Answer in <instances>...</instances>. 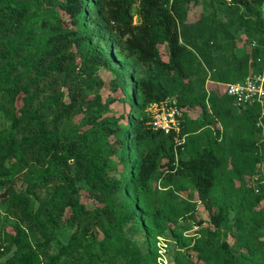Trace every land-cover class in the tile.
Returning a JSON list of instances; mask_svg holds the SVG:
<instances>
[{
    "label": "trees",
    "instance_id": "1",
    "mask_svg": "<svg viewBox=\"0 0 264 264\" xmlns=\"http://www.w3.org/2000/svg\"><path fill=\"white\" fill-rule=\"evenodd\" d=\"M192 1L0 0V113L7 122L0 127V206L7 218L0 226V255L11 251L0 264H104L94 246L101 253L117 250L124 264H156V253L142 251L124 228L131 223L138 230L145 221L159 227L161 217L176 225L180 219L202 224L191 203L171 216L180 182L194 189L213 229L206 240L195 238L194 264H211L226 250L225 243L219 248L212 244L228 215L213 193L228 164L239 175L245 166L252 169L264 160V129L259 141L253 138L258 120L257 130L264 126V115L259 105L239 107L224 91L197 93L196 85L199 80L223 85L260 69L264 36L239 54L231 26L240 19L264 33V0H234L241 11L229 23L215 11L187 23ZM121 56L145 67L146 76L129 71L130 88L121 67L108 80L98 73ZM97 88L119 90L121 96L102 100L99 93L89 95ZM167 96L176 99L180 110L181 144L174 133L150 125L148 106ZM117 100L126 109L108 113ZM195 105L206 117L218 118L224 129L231 105L238 111L235 119L245 123L243 133L226 138L224 131L209 127L202 133L204 144L189 150L195 138H187L181 110ZM158 180L168 188L164 197L153 186ZM261 180L264 175L252 204L264 199ZM82 196L95 205L87 207ZM62 226L74 230L50 254ZM145 235L148 240L150 234Z\"/></svg>",
    "mask_w": 264,
    "mask_h": 264
},
{
    "label": "rangeland",
    "instance_id": "2",
    "mask_svg": "<svg viewBox=\"0 0 264 264\" xmlns=\"http://www.w3.org/2000/svg\"><path fill=\"white\" fill-rule=\"evenodd\" d=\"M234 0H193L186 8L185 22L192 23L198 18L199 15L209 17L213 11L219 19L226 21L238 19L237 15L240 13L236 8ZM137 5L132 7L133 21L139 20L136 14ZM264 15V7L261 9ZM231 30L237 37V52L239 54L247 53L251 50L253 43H257L259 37H263L264 33L253 29L249 23H244L243 20H236L231 26ZM95 40V39H94ZM102 42V41H101ZM161 57L167 58V52L164 46L160 47ZM124 57V56H121ZM121 67L124 72V77L128 87L131 85V76L129 71L135 69L137 76H146L145 67L137 62L133 57H124L121 59L112 60L111 69L100 68L98 73L102 79L108 80L115 74V69ZM197 93L202 90L208 89L211 92L224 91V85L209 81L197 82ZM99 93L102 100H106L108 97L115 95V97L121 96V92L118 90L112 93L108 88H97L89 91V95ZM229 105L224 113L225 121L230 124L225 129L222 128L221 122L214 115H208L206 117L203 114L202 108L199 105L192 106L190 108H183L181 110L182 119L187 124L188 137H194L195 139L189 140L187 147L189 150H194L204 144L203 131L206 128H212L220 131H224L226 138L240 136L244 131L245 123L235 119V115L238 113L237 109H233ZM126 109V106L117 100L108 106V113L120 114ZM263 116V115H261ZM257 123V121H256ZM257 124H261V119ZM256 124V129L253 128V138L255 141H259L261 137V131L264 126H261L260 130ZM264 125V123H263ZM7 126V122L0 113V127ZM134 154L133 156H136ZM186 157V153L182 151L181 154ZM245 157H249V152L245 150ZM232 165H227V173L223 181L217 186L213 193V199L215 203H224L228 209L227 220L224 221L219 229L215 231V235L212 236V244L215 248H219L223 243L227 244L226 250L221 249L218 255V259H215L211 264H224L222 259L228 260L227 264H264V245L261 241H264V199L258 203L252 204L255 197L259 192L255 189L258 185L259 179L264 175V160L256 162L254 167L250 169L249 166H245L242 172L237 175L230 169ZM116 175L117 170L113 172ZM180 187L174 191L171 207V216L177 215L181 209H183L185 203H191L194 205L195 213L198 219H202V224H196V222L186 221L184 219L179 220V224L176 225L171 219L161 217L158 220V225H154L153 222L145 221L144 228L135 230L133 224L125 226L126 235L129 236L142 251H152L156 253V264H194L196 261V251L192 249L195 238L201 237L206 240L208 238V232L213 229L208 223V213L203 204L197 199V195L194 189L187 182H180ZM153 186L158 193L164 197L165 191L168 189L164 187V183L160 180L153 182ZM170 187V186H169ZM132 193V192H131ZM81 200L87 207L95 205V201L91 198L81 197ZM7 221L4 207L0 206V226ZM159 228L161 230H159ZM73 228L62 226L55 231V237L51 244L50 254H54L59 245L66 244L70 238ZM145 232L150 234V238L147 240ZM100 236V235H99ZM98 236V237H99ZM100 238V237H99ZM252 243L250 247L246 246V243ZM92 250L100 256L104 261V264H124L123 255L115 249H109L106 253H101L97 246H94ZM11 254L9 252H3L0 255V262Z\"/></svg>",
    "mask_w": 264,
    "mask_h": 264
},
{
    "label": "built area",
    "instance_id": "3",
    "mask_svg": "<svg viewBox=\"0 0 264 264\" xmlns=\"http://www.w3.org/2000/svg\"><path fill=\"white\" fill-rule=\"evenodd\" d=\"M257 61L261 62L259 70L223 85L224 92L233 99L235 105L239 107L259 105L261 115H264V59L257 58ZM147 111L150 125L154 130L164 134L174 133L178 144L184 142V135H180V110L174 97L167 96L159 102L151 103ZM261 183H264V180H261ZM255 190L258 191V188Z\"/></svg>",
    "mask_w": 264,
    "mask_h": 264
}]
</instances>
